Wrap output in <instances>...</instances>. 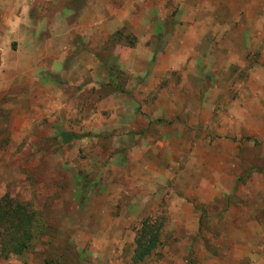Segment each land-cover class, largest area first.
<instances>
[{
	"label": "rangeland",
	"instance_id": "obj_1",
	"mask_svg": "<svg viewBox=\"0 0 264 264\" xmlns=\"http://www.w3.org/2000/svg\"><path fill=\"white\" fill-rule=\"evenodd\" d=\"M3 196L0 264H264V0H0Z\"/></svg>",
	"mask_w": 264,
	"mask_h": 264
},
{
	"label": "trees",
	"instance_id": "obj_2",
	"mask_svg": "<svg viewBox=\"0 0 264 264\" xmlns=\"http://www.w3.org/2000/svg\"><path fill=\"white\" fill-rule=\"evenodd\" d=\"M107 78L111 87L122 91L117 84L115 72L110 68L107 72ZM59 135L61 141L64 143L80 137L79 134L62 131L59 132ZM34 223L35 221L32 220L31 213L24 204L13 202L5 196L0 197V228L4 234L0 238V252L5 256L8 254H21L31 244ZM140 224L141 226L133 242L134 250L131 256L133 262L143 259L159 243L158 228H149L145 220H142Z\"/></svg>",
	"mask_w": 264,
	"mask_h": 264
}]
</instances>
